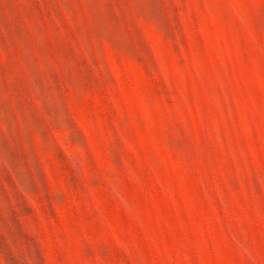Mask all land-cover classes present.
Returning <instances> with one entry per match:
<instances>
[{"label": "rangeland", "instance_id": "1", "mask_svg": "<svg viewBox=\"0 0 264 264\" xmlns=\"http://www.w3.org/2000/svg\"><path fill=\"white\" fill-rule=\"evenodd\" d=\"M0 264H264V0H0Z\"/></svg>", "mask_w": 264, "mask_h": 264}]
</instances>
